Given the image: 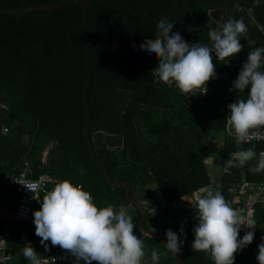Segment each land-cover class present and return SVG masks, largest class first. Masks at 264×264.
Returning <instances> with one entry per match:
<instances>
[{
  "label": "trees",
  "instance_id": "trees-1",
  "mask_svg": "<svg viewBox=\"0 0 264 264\" xmlns=\"http://www.w3.org/2000/svg\"><path fill=\"white\" fill-rule=\"evenodd\" d=\"M61 1L66 0H0V7L50 6ZM85 1L92 28L90 136L110 177L115 182H127L130 196L143 206L151 200L153 187L175 200L213 186L233 207L240 204L234 200L240 172L254 183L264 179V171H250L258 163L264 144L242 143L237 147L235 138L225 132L226 116L220 108L238 97L247 99L250 88L241 93L232 90L228 101L224 96L232 89L248 52L264 47V0ZM164 18L174 22L173 33L179 32L190 45L211 46L209 30L227 19H243L247 25V33L239 37L243 45L240 53L227 63L213 54L217 78L208 82L204 96H187L175 84L162 83L152 71L158 59L139 48L146 38L155 37L156 25ZM85 63L84 24L78 3L18 16L0 13V100L9 107L5 116L9 132L0 133V207L13 209L19 201L14 187L3 176L13 177L27 165L30 178L49 173L60 181L82 185L98 207L112 204L118 210L124 205L135 224L134 234L145 242V264H153L152 250L160 255L156 264H172L174 253L155 238L142 236L140 212L130 205L124 188L106 182L91 155L85 134ZM260 70L264 71V66ZM249 147L256 157L243 167H230L217 185L212 184L204 159L232 156ZM171 213L166 209L159 214L147 213L146 222L164 239L168 229L179 235L183 224L185 235L180 236L184 243L178 264H214L210 255L191 248L194 227L185 228V224L198 220L187 212L180 222L177 218L171 225L166 220ZM254 220V239L237 252L234 264H258L254 248L264 238V206L256 205ZM4 230L1 221L0 233ZM8 230V249L16 262L29 263L23 249L40 239L35 235L34 222L12 223ZM34 249L40 257H56L52 264H74L75 258L58 246L48 251L43 245Z\"/></svg>",
  "mask_w": 264,
  "mask_h": 264
},
{
  "label": "clouds",
  "instance_id": "clouds-1",
  "mask_svg": "<svg viewBox=\"0 0 264 264\" xmlns=\"http://www.w3.org/2000/svg\"><path fill=\"white\" fill-rule=\"evenodd\" d=\"M174 22L167 18L159 20L154 38H146L139 48L150 52L158 59V66L152 70L166 85H173L183 94H207V84L216 79L213 54L226 63L240 53L243 45L239 37L248 31L243 19H227L216 29L209 30L211 46L200 43H187L179 32L173 33ZM191 31V29H189ZM133 47H136L133 45ZM264 47L248 52L247 61L232 89L237 93L250 91L247 99L239 98L227 107L230 113L227 124L232 130L237 147L260 136L254 129L264 127ZM226 162L228 167H243L257 155L252 147L232 154ZM253 173L264 171V152L258 163L250 169ZM27 188L32 191L34 186ZM203 191V190H202ZM35 198V197H34ZM37 199V198H36ZM40 209L34 211L35 235L49 250L46 242L59 247L74 257V264H141L145 256V242L134 234L135 224L128 215V209L120 205L98 207L90 192L80 184L62 180L46 192L40 202ZM196 209L198 223L193 229L192 249L204 252L214 264H234L235 253L250 245L254 239L255 221H250L235 209L219 192L206 191L192 205ZM249 231L239 238L241 226ZM165 247L177 254L184 243V226L179 235L171 229L165 233ZM23 255L29 264H42L40 254L34 247L26 246ZM66 258V257H65ZM158 251L152 250L153 264L159 261ZM258 264H264V238L258 245Z\"/></svg>",
  "mask_w": 264,
  "mask_h": 264
},
{
  "label": "built area",
  "instance_id": "built-area-1",
  "mask_svg": "<svg viewBox=\"0 0 264 264\" xmlns=\"http://www.w3.org/2000/svg\"><path fill=\"white\" fill-rule=\"evenodd\" d=\"M257 2V0H255ZM230 88L227 91V95L224 96V100L228 101V94L230 93ZM204 96L205 94H198ZM9 111V107L6 103L0 100V133L2 135H6L9 132V129L5 123V116L6 113ZM220 111L225 114V132L231 134L232 130L229 128L227 124V116L230 113V110L227 107L222 106ZM253 132L259 131L260 136H253L250 140L244 143H262L264 144V127L259 129L252 130ZM235 138V137H234ZM264 152V148L260 150L258 154V159L260 158V153ZM229 158L233 159L232 156H227L222 160V172L223 174H228L230 172V167L226 165V162ZM30 173V169L25 165L20 172L13 176H3L4 181H9L10 184L14 187L16 193L19 196V201L17 205L13 209L9 208H1L0 207V222H4L5 230L0 233V264H18L15 260L14 255L8 249V241L11 238V233L8 230V226L12 223H27V222H34L33 213L36 211V205H40L42 195H45L48 190H50V186L55 185V183L59 182L60 180L56 178L54 175L49 173H42L36 178L28 177ZM27 186L32 187L34 186V190L30 191ZM203 190V191H202ZM212 190L216 192L215 189L212 187H206L201 190L194 191L184 197L171 200L169 199L161 189L158 187H153L152 191V198L151 200L147 201L144 205L146 209V214L154 215L159 214L163 210H182L190 213L195 220H197L196 209L192 207L195 201L206 191ZM242 193L243 200L240 204L234 206L235 209L242 210V213L245 215L247 219L250 221L254 220L255 214V207L256 205L264 206V179L261 182H251L247 180L246 174L244 171H241L239 174L237 188L234 190V194ZM35 197V198H34ZM37 198V199H36ZM128 215H130L128 213ZM255 224L253 225V227ZM246 226H241V230L239 233V238H243L245 233L249 231ZM142 236L147 237L150 236L146 231H142ZM261 239V235L259 237ZM40 239L35 240L32 243V246H39L42 245L40 243ZM51 247V243L46 242ZM259 245V244H258ZM258 245L254 248L255 252H258ZM45 249V247H44ZM235 253L234 255H236ZM42 264H52L57 261V258L45 254V256L40 257ZM29 264V263H27ZM141 264H145L144 261H141Z\"/></svg>",
  "mask_w": 264,
  "mask_h": 264
},
{
  "label": "water",
  "instance_id": "water-1",
  "mask_svg": "<svg viewBox=\"0 0 264 264\" xmlns=\"http://www.w3.org/2000/svg\"><path fill=\"white\" fill-rule=\"evenodd\" d=\"M78 3L81 8H82V18H83V24H84V35H85V46H86V69H87V74H88V80L84 89V101H85V106H86V112H87V125L85 129V134L86 138L88 140L89 144V149L91 152L92 157L98 162L106 182L114 187H122L124 188V193L125 197L130 203L131 206H134L139 212H140V225L142 227V230L146 231L151 237L155 238L160 244L164 245L167 243V239H164L159 235L157 232L152 230L149 225L146 222V209L145 207L135 201L131 196H130V185L127 182H115L107 172L106 167L103 165L102 161L99 159L94 145H93V140L90 136L91 132V127H92V118L90 114V103H89V91L92 85V80H93V71L91 67V53H90V42H89V31L92 29L90 24H89V19H88V8H87V3L85 0H66V1H61L56 4L50 5V6H24L21 8L17 9H7V8H2L0 7V13L1 14H6V15H23L24 13L27 12H49L52 10H57V9H62L67 6H70L72 4ZM111 41L114 43L115 48L118 47L116 41L114 38L110 37ZM181 260V250L179 253L175 254L174 253V259L172 264H178Z\"/></svg>",
  "mask_w": 264,
  "mask_h": 264
},
{
  "label": "crops",
  "instance_id": "crops-1",
  "mask_svg": "<svg viewBox=\"0 0 264 264\" xmlns=\"http://www.w3.org/2000/svg\"><path fill=\"white\" fill-rule=\"evenodd\" d=\"M220 144H222L221 139H220ZM232 157L234 159L233 155H232ZM224 158L225 157H223V158L208 157V158L204 159V164H205L206 170L208 171L210 180H211L212 184H214V185H217L221 176L224 175L222 172V160ZM211 187L213 188V186H211ZM234 200L238 201V203L241 202L243 200V194L242 193H236ZM186 214H187V212H185V211L174 210V211H172L171 215H169V217L166 220L169 224L174 225V224H176L177 218H180V219H178L180 222L181 218H183ZM196 224L197 223L195 221L193 223H186L185 228L195 227ZM192 243H193V241H191V243H190L191 248H192Z\"/></svg>",
  "mask_w": 264,
  "mask_h": 264
},
{
  "label": "rangeland",
  "instance_id": "rangeland-1",
  "mask_svg": "<svg viewBox=\"0 0 264 264\" xmlns=\"http://www.w3.org/2000/svg\"><path fill=\"white\" fill-rule=\"evenodd\" d=\"M37 206H38V205H36V210H37ZM143 259H144V258H143ZM143 259H142V261H143ZM144 262H145V261H144Z\"/></svg>",
  "mask_w": 264,
  "mask_h": 264
}]
</instances>
